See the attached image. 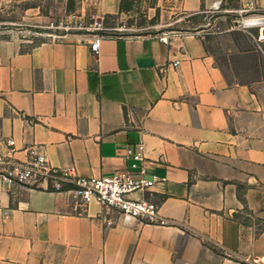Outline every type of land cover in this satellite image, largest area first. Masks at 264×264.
<instances>
[{
    "label": "crops",
    "instance_id": "0c3cea01",
    "mask_svg": "<svg viewBox=\"0 0 264 264\" xmlns=\"http://www.w3.org/2000/svg\"><path fill=\"white\" fill-rule=\"evenodd\" d=\"M44 1L0 0V12L38 16ZM53 1L88 22L121 23L136 7ZM154 2L150 18L264 7ZM108 28L98 57L83 34L35 41L0 31V154L27 161L36 147L52 167L88 178L141 157L161 180L133 197L157 204L168 224L126 222L98 203L77 208L73 193L48 183L0 182V264H264V33H212L213 51L195 33L164 43Z\"/></svg>",
    "mask_w": 264,
    "mask_h": 264
},
{
    "label": "built area",
    "instance_id": "2783aa9c",
    "mask_svg": "<svg viewBox=\"0 0 264 264\" xmlns=\"http://www.w3.org/2000/svg\"><path fill=\"white\" fill-rule=\"evenodd\" d=\"M220 7H218V10ZM238 14L234 22V29L251 32L259 30L264 33V7H257L251 2L247 8L234 11ZM48 28L54 30L51 37L59 39L63 34L80 32L90 43L93 57L100 54L104 32L109 28L104 19L86 21L77 13H71L57 25ZM164 43H169V35L161 37ZM174 62V67L179 66ZM8 144L13 145L12 140ZM161 179L148 172L144 159L136 157L129 170L111 177L88 178L77 177L74 170H60L52 167L46 156L38 148L28 149L27 161L15 159L12 155L0 154V182L6 186L31 185L39 186L48 183L51 188L59 192H71L76 198L77 208H88L92 203L100 204L106 211L115 212L126 222L139 221L144 224L167 225L168 221L160 214L157 204L146 199L133 196L149 191ZM67 185L71 188L67 189ZM6 215L8 212L5 213ZM112 227L114 221H108Z\"/></svg>",
    "mask_w": 264,
    "mask_h": 264
},
{
    "label": "rangeland",
    "instance_id": "374dc122",
    "mask_svg": "<svg viewBox=\"0 0 264 264\" xmlns=\"http://www.w3.org/2000/svg\"><path fill=\"white\" fill-rule=\"evenodd\" d=\"M135 9L128 18L121 23L106 21L107 27H122L124 32L133 35H175L179 33H195L210 42L211 50H217L214 46L212 33H225L227 29L234 28V22L238 14L224 9L208 11L197 16L189 17L180 12L174 14H157L149 16L148 5L154 4V0H133ZM76 9L71 2L68 5L56 3L53 0H45L41 13L35 16V12L26 14L24 10L11 9L0 12V31H10L23 37L32 38L35 41L52 38L54 30L48 28L53 23L57 25L62 19H66ZM49 18H46L48 17ZM26 17V18H25ZM210 25H213L210 26ZM242 31V30H241ZM252 33L255 32L251 31ZM82 35L80 32H74Z\"/></svg>",
    "mask_w": 264,
    "mask_h": 264
},
{
    "label": "trees",
    "instance_id": "16d2710c",
    "mask_svg": "<svg viewBox=\"0 0 264 264\" xmlns=\"http://www.w3.org/2000/svg\"><path fill=\"white\" fill-rule=\"evenodd\" d=\"M131 1L132 0H123L122 4H121V10L122 11H129L131 9V7H132ZM235 218L239 219V216L236 214Z\"/></svg>",
    "mask_w": 264,
    "mask_h": 264
}]
</instances>
